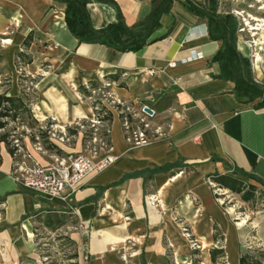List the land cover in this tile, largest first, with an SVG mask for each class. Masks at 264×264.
Listing matches in <instances>:
<instances>
[{"label": "crops", "instance_id": "0c3cea01", "mask_svg": "<svg viewBox=\"0 0 264 264\" xmlns=\"http://www.w3.org/2000/svg\"><path fill=\"white\" fill-rule=\"evenodd\" d=\"M220 2L90 0L87 11L96 30L117 23L121 16L128 28L149 34L141 50L120 52L102 44L80 43L66 25L65 5L54 0H0V38L6 41L0 57L8 67L9 75H3L10 79L9 96L22 95L16 70L22 41L33 33L25 49L28 54H33V47L44 45L45 52L38 53V58L33 55L31 63L48 65L36 82L37 92L33 91L31 109L38 122L52 119L59 131L92 117L90 102L79 88L109 81L120 99L154 110L152 122L163 132L153 145L132 149L120 119L114 116L111 146L100 151L95 162L106 155L117 161L104 172L88 176L67 202L51 201L20 187L13 176L16 161L1 145L0 264L34 259L35 219L44 220L52 213L76 218L77 228L69 237L79 257L82 253L106 256L114 248L125 254L132 251L133 257H142V264H156L168 249L178 257L186 249V238L175 217L191 225L192 235L207 247H217V227L228 250L236 229L217 198V185L208 177L241 170L264 181V105H259L263 98L248 103L240 97L235 82L216 60L226 47V41L219 38V27L229 23L228 38L230 28H236V52L249 61L253 80L263 94L264 77L252 67L235 16L223 14ZM213 12L218 20L212 21ZM171 63L176 66L170 67ZM84 138L79 132L73 145L53 143L65 155L81 154L87 150ZM30 142L25 139L24 150L34 161L46 164L50 155H56L40 153ZM250 184L264 190L256 181ZM151 197L159 205L152 206Z\"/></svg>", "mask_w": 264, "mask_h": 264}, {"label": "rangeland", "instance_id": "374dc122", "mask_svg": "<svg viewBox=\"0 0 264 264\" xmlns=\"http://www.w3.org/2000/svg\"><path fill=\"white\" fill-rule=\"evenodd\" d=\"M220 11L223 14L227 13L235 16L239 38H241L249 50V60L253 65L255 55L259 52L260 54H258L262 59L261 67L264 70V27H261L260 31L252 30V28H257V25L261 24L253 19L259 21L264 20V1L221 0ZM245 20L248 22V26H246ZM2 41L4 40L0 38V51L4 44ZM43 46L38 45V47H33V54H28L25 48H22V52L19 53H24L31 57L34 55V57L36 56L38 58V53L45 52ZM16 70L19 75L20 84H22L23 80L22 87L34 99V92H37L35 88L36 82L40 78V75L48 70V65H38V61L33 65L27 64L22 62V60H18L16 56ZM3 74H8V67L2 64V58L0 57V75L2 76L0 79V92L5 91L10 86L9 76L6 75L7 77H5ZM262 76L264 77V71ZM41 125L45 131L49 129L52 130V134H60V131L56 130V125H54L52 119L43 122ZM9 129L13 130L12 140H19L21 143L23 142V145H25V139L28 135L36 134V131L30 129L27 123L22 125L20 121L11 123ZM23 132H25V135ZM37 138L34 142H30V145L35 149V146L40 144L45 152L50 153L44 149L42 140L38 138L37 141ZM49 138H52V135H49ZM49 141L53 143L50 139ZM70 145H73L72 140ZM52 154L57 153L53 152ZM64 155L65 153L62 152L59 156ZM43 157L48 159L47 155H43ZM33 163V158L27 159V165ZM216 190L220 201L224 202V211L230 214L231 224L236 229L234 235H231L229 239L228 250L226 251L225 249L228 255L224 258H219L218 262L219 264H239L241 253L249 250H264V212H262L264 210V198L258 196L255 202L245 203L236 194L225 190ZM66 215L68 217V225L56 232L46 229L41 223L43 219H35L34 241L36 244V256L34 259L24 258L18 264H73L75 262L71 260V256L77 250V246L71 244L68 240H70V233L74 232V229L77 228V220L73 215ZM174 221L179 224L181 231L185 235L186 249L184 248L178 257L174 255L173 249H168L167 255L160 259L158 258L156 264H213L210 258V249L216 247L209 246L204 248L203 245L205 243L203 244V242H200L192 235L191 225L184 223V219L180 217H175ZM126 222L129 223V221ZM186 229L188 230L187 232L185 231ZM127 244L131 247V242ZM215 244L217 247L224 248L226 246L222 235L219 236V242ZM114 249L109 255L99 257H91L87 253H82V256L79 257L77 262L79 264H142V257H133L132 251L129 254H125L117 248ZM1 258L0 255V262L2 261ZM136 260L140 262L138 263Z\"/></svg>", "mask_w": 264, "mask_h": 264}, {"label": "trees", "instance_id": "16d2710c", "mask_svg": "<svg viewBox=\"0 0 264 264\" xmlns=\"http://www.w3.org/2000/svg\"><path fill=\"white\" fill-rule=\"evenodd\" d=\"M57 3L65 5V22L72 33V35L79 40L80 43L88 44H102L114 48L120 52H136L141 50L147 45L148 33L141 34L128 28L122 17L120 16L117 23L110 24L108 27L96 30L90 19V15L87 11V5L90 0H54ZM173 1V0H169ZM195 11V7L191 8ZM162 13V12H161ZM212 21L218 20L219 17L215 16L214 12L211 16ZM158 19H156V23ZM226 22L223 26L219 27L221 34L219 38L226 41V47L216 56V60L222 63L224 72H228L231 79L236 84V90L240 97L248 99V103L253 102L257 98H263L260 106L264 105V94L262 88L257 85L252 77L250 63L247 59L240 57L236 52L235 41H236V28H230V36L227 37L228 33ZM222 30V31H221ZM33 39V33H30L23 41L22 46L28 49ZM18 60H22L27 64L32 63V57L27 54L19 53L17 55ZM109 79V78H108ZM111 80L115 77H111ZM23 86V80L22 84ZM94 90L99 88V84L92 82L89 84ZM79 92L85 97H90V93L85 87L79 88ZM33 99L30 94L23 88L22 95L20 97L9 96L8 90L0 93V146L4 145L8 153L13 157L15 161L20 160L21 156L16 155L18 149L14 145L12 140V131L9 129L11 123L20 121L22 125L26 124L30 129L35 130L36 134H30L27 137L31 142H34L38 137L42 140L44 149L50 153L56 152V155H61V150L53 143L49 141L48 130H43L42 125L38 122L32 113L31 104ZM98 114V113H97ZM101 115L103 120L108 122L111 127L113 121V115L102 109ZM68 134L70 136L78 135L77 128H68ZM25 135V132H23ZM106 135L107 145L111 146L109 135ZM91 132H87L84 143L87 145L88 139H91ZM22 147L25 146L22 142ZM2 162L0 156V164ZM170 167V166H168ZM167 167V168H168ZM208 180L217 185L216 189L229 191L232 194L240 196V199L245 203H253L258 196L264 198V190L259 189L257 186L250 184V181H256L264 187V181L254 175L247 174L241 170H235L232 175H220L214 174L208 177ZM217 198H219L217 196ZM4 204V200L0 199V207ZM68 217L66 214L52 213L45 217L41 221L42 225L53 232H56L68 225ZM221 231L216 227L214 234V242H219V236ZM223 237V236H222ZM224 238V237H223ZM74 245L72 240H68ZM226 256L225 249L223 247H216L210 250V258L213 264H219V258ZM79 254L77 250L71 256V260L75 261L73 264H79L77 260ZM239 264H264V250H249L245 253H241Z\"/></svg>", "mask_w": 264, "mask_h": 264}, {"label": "built area", "instance_id": "2783aa9c", "mask_svg": "<svg viewBox=\"0 0 264 264\" xmlns=\"http://www.w3.org/2000/svg\"><path fill=\"white\" fill-rule=\"evenodd\" d=\"M13 34L14 32L10 33V35ZM4 41L2 42L4 43ZM257 55L254 58L253 68L263 74L261 62L259 67L256 66ZM175 66L176 63L170 64V67ZM114 85V83L106 81L96 90L89 84L85 85V89L91 94L86 100L90 102L93 115L75 122L70 128H77L78 133L80 132L84 137L87 132H91L92 137L87 141L86 153H70L64 156L50 155L51 160L46 164L34 161L33 164L27 165V159L32 157L25 153L19 140L14 141L15 147L18 149L16 155L21 157L16 161L13 176L20 187L51 201L67 202L79 191L88 176L98 175L111 167L117 161V158L111 155L99 158L95 162L100 151L109 149L105 134H110V126L100 114L102 109L120 119L125 141L130 148H145L162 139V127L155 126L152 122L156 116L155 111L146 105L120 99L112 91ZM146 108L150 109L153 114H147ZM67 129L66 127L61 128L59 135L52 134V130H49L48 134L52 135V138L49 139L61 144L70 143L74 136H70ZM54 131L56 132V130ZM28 139L27 137L26 140ZM35 149L40 153L48 154L40 144L36 145ZM210 183L216 187L211 181ZM150 201L152 206L159 205V200L155 197H151ZM220 202L222 205L224 204V202Z\"/></svg>", "mask_w": 264, "mask_h": 264}, {"label": "bare ground", "instance_id": "6f19581e", "mask_svg": "<svg viewBox=\"0 0 264 264\" xmlns=\"http://www.w3.org/2000/svg\"><path fill=\"white\" fill-rule=\"evenodd\" d=\"M261 1H264V0H261ZM253 20H254V21H257V22H260L261 24H260V25H257V28H252V30H253V31H260V28H261V27H262V28L264 27V20H261V21L256 20V19H253ZM245 22H246V20H245ZM248 25H249L248 22H246V26H248ZM5 42H6V41H4V44H5ZM258 53H259V52H258ZM258 53H257V54H258ZM259 54H260V53H259ZM259 54L257 55L256 64L261 62V57H260ZM203 247H204V248H207V244H204Z\"/></svg>", "mask_w": 264, "mask_h": 264}, {"label": "water", "instance_id": "95a60500", "mask_svg": "<svg viewBox=\"0 0 264 264\" xmlns=\"http://www.w3.org/2000/svg\"><path fill=\"white\" fill-rule=\"evenodd\" d=\"M145 112H146L147 114H149V115H152V114H153V112H152L150 109H148V108L145 109Z\"/></svg>", "mask_w": 264, "mask_h": 264}]
</instances>
